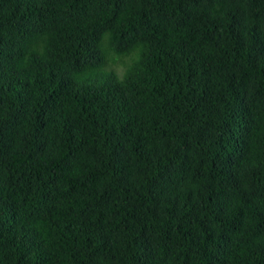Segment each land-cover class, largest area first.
Returning <instances> with one entry per match:
<instances>
[{"label":"trees","instance_id":"trees-1","mask_svg":"<svg viewBox=\"0 0 264 264\" xmlns=\"http://www.w3.org/2000/svg\"><path fill=\"white\" fill-rule=\"evenodd\" d=\"M0 264H264V0H0Z\"/></svg>","mask_w":264,"mask_h":264},{"label":"clouds","instance_id":"clouds-1","mask_svg":"<svg viewBox=\"0 0 264 264\" xmlns=\"http://www.w3.org/2000/svg\"><path fill=\"white\" fill-rule=\"evenodd\" d=\"M110 38V33H103L100 38V48L104 53L102 61L99 64V68L105 73L114 75L117 80L121 78V69L124 70L125 76L132 70L128 60L125 58V54L118 52L114 48H109L105 41ZM48 34L42 33L33 44L32 50L27 53L28 57L33 55L46 56L48 54Z\"/></svg>","mask_w":264,"mask_h":264}]
</instances>
